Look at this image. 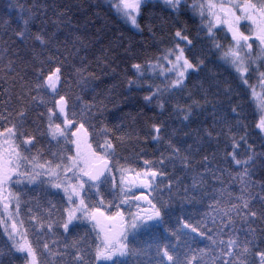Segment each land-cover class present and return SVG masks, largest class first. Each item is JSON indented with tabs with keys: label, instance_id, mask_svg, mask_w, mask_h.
<instances>
[{
	"label": "snow or ice",
	"instance_id": "6c2138e0",
	"mask_svg": "<svg viewBox=\"0 0 264 264\" xmlns=\"http://www.w3.org/2000/svg\"><path fill=\"white\" fill-rule=\"evenodd\" d=\"M150 3L117 0L112 7L139 30L137 18ZM163 5L172 17L168 46L144 64L133 63L137 79L127 83L131 90L143 87L146 72L155 73L156 78L163 76L164 87L153 81L148 85L151 95L144 100L148 104L155 101L160 115L170 101H175L172 115L182 127L169 133L165 121L153 122L149 135L156 143L166 139L169 154H162L155 162L144 160L140 171L119 167V183L113 173L118 168L116 157L132 133L112 137L107 128L97 133L99 125L92 123L98 119L93 105L84 104L66 78L74 72V81L82 91L95 80L92 74L84 75V61L77 68L52 55L44 60L34 58L30 73L26 69L23 74L8 61L5 67L9 75L0 76L6 85L0 92V227L7 236L0 248V264H16L18 259L21 264H127L129 257L133 264H264V0H163ZM189 11L201 20L196 35L179 19ZM65 18L59 14L60 20ZM35 19V14L23 6L18 16L22 28L13 29L9 20L0 17V34L11 32L5 44L34 41L42 48L59 44L58 32H49L46 20H41L35 33L31 31ZM52 26L57 27L55 22ZM221 31L224 36L218 38ZM68 43L78 56L79 37L75 41L65 39L66 51ZM253 79L255 84L250 83ZM193 80L182 106L174 94L183 93ZM249 92L260 115L245 124V105L240 101ZM206 113L211 114L210 127L203 126ZM30 119L31 129L27 126ZM97 135L103 137L102 143ZM221 137L231 147L230 152L225 148L221 162L241 169L235 177L228 173L240 184L239 195L234 197L223 187L222 174L228 168L213 167ZM42 141L48 144L44 150L37 147ZM214 143L216 152L210 158L207 150ZM197 156H201L199 161ZM168 164L174 169L178 164L185 174L195 173L191 183L166 177ZM197 167L203 173L196 172ZM257 174L259 179H255ZM205 176L221 184L219 190L213 187L212 195L204 183ZM165 177L169 182L161 189ZM164 191L169 194L167 200ZM105 192L112 199H107ZM61 193L60 200L51 198ZM206 199L213 201L208 205L212 215L205 213L195 222L181 217V227L176 229L165 224V209L177 201L200 204ZM23 209L27 210L23 214L30 229L23 228ZM205 220L211 221V229ZM157 225L164 226L170 240L143 249L133 245L134 238ZM81 226L87 228L84 234L77 231ZM30 230L35 237L32 240L28 239ZM182 230L207 238L210 245L193 247L195 243L185 238ZM57 235L64 239H53Z\"/></svg>",
	"mask_w": 264,
	"mask_h": 264
},
{
	"label": "trees",
	"instance_id": "16d2710c",
	"mask_svg": "<svg viewBox=\"0 0 264 264\" xmlns=\"http://www.w3.org/2000/svg\"><path fill=\"white\" fill-rule=\"evenodd\" d=\"M115 2L117 0H0V17L9 20L13 29H19L23 26L22 23H18L20 7L23 6L37 17L33 21L34 26H31L33 33L37 31V27L40 26L43 19L47 21L46 28L49 32H58L60 41L59 44L52 45L49 48H42L34 41H29L27 45L14 43L6 45L5 42L8 41V36L11 35V32L8 35L0 34V57L3 59V63H0V76L9 75L5 67L9 60L13 61L17 71L21 74L26 69L30 73V65L34 61V58L44 60L49 55H52L54 58L66 60L68 65L77 68L81 66V61H84L83 67L87 70L84 75L87 77L92 74L95 76V80L90 81L82 91L74 81V72L66 78L71 85L72 92L80 96L84 104L93 105L92 112L98 119L93 120L92 123L99 125L97 133H99L101 128H107L112 137L124 135V133H132L130 139L125 138L122 147L118 150L119 155L116 157L118 168L114 169L113 173L118 183L119 167H130L140 171L145 167L144 160L155 162L162 158V154L164 156L169 154L166 151V139L160 143H156L149 135L150 125L153 122L165 121L169 133H171L173 128L180 129L182 126L179 120L172 115L175 101H170L166 105L163 115H160V109L154 107L155 101L153 104H148L144 100L146 95H151L148 85L153 84V81L155 85L161 88L164 87L163 76L156 78L155 73L151 71L146 72L145 78L141 81L143 87H136L131 90H129L127 83L128 79H137L134 70L131 68L133 63L144 64L148 58L158 56L160 54L159 50L168 46V37L172 30V17L169 15V10L159 1L151 2L138 17L139 30H137V28L117 14L116 10L112 7V4ZM61 13L66 16L63 20L59 19V14ZM187 14L180 16L179 19L185 27L191 30L192 25L187 21ZM26 15L27 12L25 17ZM53 22L56 23L57 27L52 26ZM191 32L192 35L197 34V31H193V28ZM199 35L203 37L204 33H199ZM76 37H79L82 42L76 43V48L80 49L78 56L75 55L72 43H68L67 51L64 48L66 38L70 41H75ZM57 48H59V51H57ZM128 49H131V51H127ZM69 52H72L71 56ZM219 71L223 72V69L221 68ZM15 74L12 73L11 75ZM225 76H227V73H225ZM194 82V80L189 81L183 93L177 92L174 94L176 99L180 100L182 106L187 100L188 92L192 90ZM5 86V81L0 79V92H2ZM152 91H155V88ZM187 102L191 103V101ZM240 103L245 105V115L247 116V119L243 123L251 124L253 119L259 118L260 114L257 104L253 101L250 92L246 98L241 99ZM206 116L208 117L207 123L203 126L210 127L212 124L211 114L206 113ZM27 126L31 129V119L27 122ZM199 126L193 125V127ZM116 128H121L122 131L117 133L115 131ZM178 135H182V132L178 133ZM96 139L101 143L103 142V137L100 135H97ZM118 142L114 140V143ZM191 142V140L188 141V143ZM53 144H55V141H53ZM259 145L260 141L257 140L255 144L257 151L260 150ZM37 147L44 150L48 147V144L46 141H42ZM93 147H95V141H93ZM216 147L214 143L207 150V155L210 158L213 152H216ZM225 148H227V151H231V147L226 145L224 138L221 137L219 144L220 151L217 153L216 161L213 162V167L219 165L221 168H228V171L222 174L224 179L223 187L234 197L239 195L240 184L238 181L234 182L228 173L231 172L232 177H235L236 173L241 169L235 165L228 166L221 162ZM200 159L201 156L196 157L197 161ZM164 171L166 177L173 176L182 179L185 185L191 183L192 176L195 174H185L180 170L178 164L175 169L171 164H168ZM203 171L202 168H196V172L198 173H203ZM218 175L220 174L218 173ZM166 177L160 185L161 189L169 182ZM255 179H259V174H257ZM175 182L174 179L173 183ZM204 183L208 188L209 195L213 194V187L217 190L221 187L220 182L211 176H205ZM105 195L107 199H112L111 195L107 192H105ZM168 195L167 191L163 192L165 200L168 199ZM180 195H183L182 189ZM61 196L62 193L53 195L51 198L54 201H58L61 199ZM227 198V196L224 197L225 200ZM212 203L213 201L210 199H206L200 204L185 203L184 205L177 201L172 207L165 209V224L169 228L176 229L181 227L179 223L181 217L194 222L201 220L205 213L209 215L213 214L208 207ZM26 211V209H23L21 215V219L24 220L23 228L30 229L28 217L23 214ZM204 223L208 229H211L213 226L210 220H205ZM236 226L237 228L241 227L239 221H237ZM86 230L85 226L77 229L80 234H84ZM181 234L195 243L193 247L205 248L206 245H210V241L207 238L196 237L186 230H182ZM34 238L30 230L28 239L32 240ZM92 238H95V233L92 234ZM241 238H243L242 235ZM53 239L62 241L64 237L57 235ZM6 240L7 236L4 234L3 228L0 227V248H3ZM168 240H170V237L165 232L164 226L157 225L149 232H143L134 238L133 245L143 249L148 244L167 242ZM16 264H21L19 259ZM127 264H133L131 257L127 258Z\"/></svg>",
	"mask_w": 264,
	"mask_h": 264
},
{
	"label": "flooded vegetation",
	"instance_id": "af4514ba",
	"mask_svg": "<svg viewBox=\"0 0 264 264\" xmlns=\"http://www.w3.org/2000/svg\"><path fill=\"white\" fill-rule=\"evenodd\" d=\"M156 1H159V2H161L163 4V0H151V2H156ZM188 2L191 3V0H188ZM187 15H188L187 16V18H188L187 21L190 23V25H192L193 31H196L197 28H199L200 25H201V20H200L199 16L193 15V13H191L190 11L188 12ZM192 28H190V29L192 30ZM223 36H224V32L221 31V32L217 33V37L218 38H222ZM221 42L222 43H226L222 39H221ZM133 191H135V189H133ZM141 203L143 204V202H141ZM132 210H136V208L133 207ZM125 211L127 212V207L126 206H125Z\"/></svg>",
	"mask_w": 264,
	"mask_h": 264
},
{
	"label": "rangeland",
	"instance_id": "374dc122",
	"mask_svg": "<svg viewBox=\"0 0 264 264\" xmlns=\"http://www.w3.org/2000/svg\"><path fill=\"white\" fill-rule=\"evenodd\" d=\"M137 20H138V18H137ZM250 83L255 84V83H256L255 79L251 80ZM256 90H257V92L260 91L259 88H257ZM57 99H58V97H57ZM256 104H257V103H256ZM258 111H259V109H258ZM259 114H260V113H259ZM62 119H63V117H61V118H60V121H57V122H61ZM118 177H119L118 179H119V181H120V179H121V174H119ZM118 183H119V182H118ZM132 211H136V210H132ZM21 231H23V228H21ZM17 239H20V237L17 236Z\"/></svg>",
	"mask_w": 264,
	"mask_h": 264
}]
</instances>
